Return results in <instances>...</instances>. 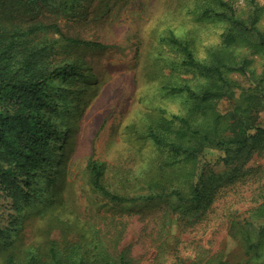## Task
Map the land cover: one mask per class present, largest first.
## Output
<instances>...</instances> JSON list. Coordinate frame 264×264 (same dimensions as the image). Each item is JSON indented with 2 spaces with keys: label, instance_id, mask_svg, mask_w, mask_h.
I'll return each mask as SVG.
<instances>
[{
  "label": "rangeland",
  "instance_id": "374dc122",
  "mask_svg": "<svg viewBox=\"0 0 264 264\" xmlns=\"http://www.w3.org/2000/svg\"><path fill=\"white\" fill-rule=\"evenodd\" d=\"M26 2L31 11L29 17L15 19L16 25L25 20L20 28L34 21L55 24L66 38L102 46L70 43L51 28L15 38L16 60L39 50L31 58L38 69L72 64L85 76L55 80L47 87L51 106L45 116L57 128L72 132L71 141L62 162L58 163L61 151L54 150L49 175L32 179L24 188L26 196L18 194L16 198L0 191V222L8 235L14 238L15 233L27 232L35 224L32 213L42 206L44 180L61 167L65 182L72 183L73 206L84 219L97 222L109 239L115 260L121 255L135 264H264V252L259 258L246 259L242 241L257 229L243 227L245 220L264 224V105L254 111L243 110L253 105L248 102H255L259 89L264 91V54L246 45L228 49L235 66L246 59L247 74L223 68V95L209 101L212 108L205 122L211 132L207 140L197 136L200 151L193 177V182L198 177L204 182L202 197L191 201L165 195L146 201L140 197L147 193L150 153L142 146L151 143L139 141L137 135L142 131L135 135L131 128L146 126L147 112H162L167 117L190 115L194 99L171 87H189L200 93L219 84L210 75L181 66V53L169 48L163 36L173 31L180 39L192 41L197 59L215 62L227 24L192 12V0ZM255 2L259 7L257 26L264 32V0ZM235 5L246 18L251 8L247 0H235ZM191 118L193 127L202 121L201 115ZM233 119L249 124L245 131L248 139L241 148L227 142L240 131V124L233 125ZM90 159L105 164L103 182L111 191L138 199L112 202L89 187L85 166ZM174 185L191 196L189 183ZM201 212L206 213L199 217ZM52 236L62 241L58 231Z\"/></svg>",
  "mask_w": 264,
  "mask_h": 264
},
{
  "label": "trees",
  "instance_id": "16d2710c",
  "mask_svg": "<svg viewBox=\"0 0 264 264\" xmlns=\"http://www.w3.org/2000/svg\"><path fill=\"white\" fill-rule=\"evenodd\" d=\"M192 1V12L201 18H216L227 24V29L221 35L222 48L215 62L197 59L191 47L192 41L180 39L173 31H168L163 39L169 48H175L181 53V66L210 75L219 84L214 85L212 82V86L200 93L189 87H171L173 91H186L194 99L190 115L171 114L167 117L162 112L158 115L147 112L144 115L149 120L147 125H135V128H131L135 135L142 131L141 136L137 135L139 141L151 143L142 146L143 151L146 149L150 153L147 193L140 197L146 201L165 195L191 201L202 197L205 192L204 182L199 177L193 182V177L196 173V153L200 151V140L197 136L207 140L211 132L205 122L207 112L212 108L209 101L223 95L222 84L226 82L223 68L247 74L246 59L240 60V65L235 66L237 62L234 58H229L228 49L246 45L264 54V32L257 26L259 7L255 0H247L252 9L247 10L246 18L237 12L235 0ZM30 11L26 0H0V191L16 198L18 194L26 196L24 188H28L32 179L42 174L49 175L48 171L53 166L52 158L55 157L54 150L61 151L58 163L62 162L65 148L71 141L72 132L57 128L45 116V110L51 106V97L47 94L48 85L55 80L85 76L84 71L72 64L60 65L48 71L38 69L31 58L39 50L27 53L21 61L15 59L13 47L17 36L33 34L41 28H51L63 35L55 24H39L34 21L26 28H20L18 25L25 21L21 20L16 25L15 19L29 17ZM62 37L70 43L102 46L97 42ZM252 98L249 96V99ZM251 103L252 106L248 105ZM248 104L243 110L254 111L264 105V91L259 89L255 102L252 99ZM191 115H201L202 121L195 123L193 127L190 122ZM232 123L240 124V131L227 142L236 143L241 148L247 142L245 131L249 124L243 119H233ZM71 146L73 147V142ZM154 146L156 151H153ZM178 162L183 163L176 166ZM85 169L88 186L109 201L127 203L138 199L136 196L129 197L113 192L104 184L105 164L102 161L90 159ZM62 171L61 167L57 168L52 178L44 180L45 197L42 206L32 213L33 219L37 221L27 232L15 233L14 238H11L7 228L0 222V264H135L125 256L120 255L116 260L112 258L109 239L97 227V222L84 219L73 206L72 183L65 182ZM175 182L177 185L182 182L189 183L191 196L182 194L174 185ZM209 195L212 196V193L209 192ZM205 213L201 212L198 216H204ZM247 225L257 228L242 239L246 259L251 260L263 255L264 224L245 220L242 226ZM55 230L59 232L62 241L53 238L52 233ZM70 235H74L75 239H68Z\"/></svg>",
  "mask_w": 264,
  "mask_h": 264
}]
</instances>
